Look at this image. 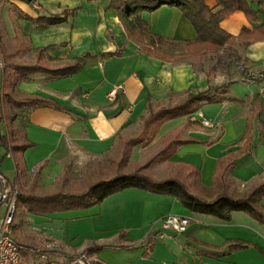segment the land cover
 Instances as JSON below:
<instances>
[{
    "label": "crops",
    "instance_id": "1",
    "mask_svg": "<svg viewBox=\"0 0 264 264\" xmlns=\"http://www.w3.org/2000/svg\"><path fill=\"white\" fill-rule=\"evenodd\" d=\"M109 2H12L14 7L34 18L74 11L66 23L47 29H36L28 22L15 20L12 15V19L9 18V4L4 5L5 10L1 9L0 19L5 27L8 23V36L14 38L13 25L17 23L21 32L29 37L33 49L45 50L52 60L50 66H62L86 55L92 57L85 61L80 72L69 78L51 79L35 74L30 81L19 83L12 93L16 100L38 97L64 109L32 110L24 125L26 140L33 147L22 154V162L28 181L34 173L38 174L39 194L58 192L57 184L69 164L101 159L115 150L118 137H136L141 129V117L146 114L148 97L153 104H167L179 99L185 91L195 92L224 83H231L224 96L236 102L203 105L191 118L192 121L205 118L216 127L199 126L181 132L183 139L211 140V144L179 147L169 160L159 162V171L176 169L181 163L191 164L200 171L197 191L210 193L217 160L243 148L248 117L257 97L261 111L256 112L251 122L249 148L246 154L237 158L226 181L238 191L263 183L264 80L245 84L241 79L245 72L264 68V41L245 48L236 44L237 54H233L240 57L244 65L240 74L235 73L233 67L221 72L216 65L210 73L202 66L195 70L189 62L194 56L187 62L173 63L142 52L140 44L125 31L117 13L109 8ZM141 18L151 32L162 37L179 41H192L196 37L190 23L176 8L162 6L152 13L142 12ZM246 25L244 16L236 12L221 23V28L236 38ZM33 62L34 52L18 60L26 65ZM115 85H121L123 93L110 102L106 96ZM182 125L183 119L163 124L147 147ZM3 129L5 132L0 125V133H4ZM143 147L132 149L130 161L135 165L142 160V150L147 148ZM0 171L4 176L11 172L10 181H13V156L1 147ZM167 177L160 176L159 180ZM21 186L25 190L28 188L23 181ZM169 215L186 217L190 224L184 233H168L170 238L154 240L157 222ZM12 235L23 249L22 264H71L80 254L94 247L101 249L89 258L102 264H264V226L247 215L233 213L229 223H222L187 211L173 197L136 189L111 195L100 204L83 210L33 216L19 209ZM231 240L248 242L255 248L230 255L223 254L225 247L216 248Z\"/></svg>",
    "mask_w": 264,
    "mask_h": 264
},
{
    "label": "trees",
    "instance_id": "2",
    "mask_svg": "<svg viewBox=\"0 0 264 264\" xmlns=\"http://www.w3.org/2000/svg\"><path fill=\"white\" fill-rule=\"evenodd\" d=\"M13 1L30 4L36 0H0V7L10 5V14L17 21L32 24L36 29H47L66 23L74 11H64L59 15L31 17L13 6ZM162 6L176 8L190 23L195 39L192 41H179L162 37L149 30L147 23L141 18L142 12L152 13ZM109 8L117 13L119 21L123 24L127 34L140 44V49L158 60L177 63L186 60L185 56H172L178 50H215L221 47H231L238 42L242 47L251 43L264 41V0H110ZM241 13L247 25L243 26L237 37H232L221 28V23L233 13ZM15 36V48L13 53L7 54L4 47H0V125L3 123L5 132L0 133V147L6 154L13 156L14 178L7 179L17 188L15 209L24 210L28 214L43 216L47 214L83 210L100 204L107 197L120 193L127 189H136L155 195H163L175 198L187 211L198 215L210 217L222 223H229L233 213H243L258 224L264 226V182L254 186L247 193L237 194L231 191L226 176L235 167L238 157L247 153L251 139L248 133L251 131V122L256 112L261 111L258 98L252 107L247 122V134L245 135L243 148L237 153H228L217 160L213 172V186L210 193L203 194L197 191L200 184V171L191 164L181 163L176 167L187 174L168 176L159 180L150 173V167L155 162H166L175 154L179 147L187 144H211V140L202 142L190 138H182V130L199 127V121L191 118L203 105L223 103L225 101L236 102L235 99L225 97V92L231 83L217 86H207L195 92L185 91L180 97L182 101L169 104H153L151 99H146V114L141 117V129L134 138H120V157L117 162L109 161L111 174L106 179H100L83 192L68 193L58 191L53 194L40 195L37 193L38 174L31 176L28 188L25 190L22 181L26 179V170L22 162V154L33 144L26 140L24 125H22L21 140H15L12 123L13 117L5 114L6 109L15 108L25 113L39 108L52 107L64 110L57 104L38 97H24L21 100L13 98V91L21 82L30 81L35 74H42L51 79H65L73 76L83 69L89 55L76 58L72 62L62 66L52 67V61L46 56L44 49H33L30 39L23 34L17 23L13 25ZM34 52V62L30 65L16 63L14 58L23 59L28 53ZM261 71V70H260ZM259 72V71H257ZM249 72H245L246 75ZM243 75V76H244ZM261 79L259 81H262ZM259 81H255L259 82ZM183 119L182 128H177L160 139L158 143L161 149L142 166H137L130 161L132 149L138 146H146L155 140L160 127L172 120ZM66 168V167H65ZM65 173V169H64ZM63 173V175H64ZM122 239V236H119ZM154 238V237H153ZM226 250L225 255L233 252L248 250L255 246L240 240L226 241L221 247ZM101 248L94 247L85 251L87 255L98 252ZM21 251V258H22ZM97 264H102L98 263Z\"/></svg>",
    "mask_w": 264,
    "mask_h": 264
},
{
    "label": "rangeland",
    "instance_id": "3",
    "mask_svg": "<svg viewBox=\"0 0 264 264\" xmlns=\"http://www.w3.org/2000/svg\"><path fill=\"white\" fill-rule=\"evenodd\" d=\"M5 5V4H4ZM2 5L0 7V12L1 9L5 10V6ZM8 15L9 18H11L10 14V9L8 10ZM12 19V18H11ZM6 22H9L6 20ZM8 25V23H7ZM7 25L5 27L4 22L2 19H0V47H4L6 53L10 54L13 53L14 51V46L15 42L13 39H11L8 34H7ZM236 44L238 42H234L231 47L225 46L221 47L219 49L215 50H193V51H186V50H176L175 53L172 56H169L170 58H173L174 56H185L186 57V62L187 59L190 57L191 62L194 66L195 70H198L199 67H204L205 70L213 71L216 67L219 71L221 72H226L229 71L232 67L235 73H242L244 65L242 64L243 61H241L240 57H238L236 54ZM221 49L223 51H221ZM219 51V52H218ZM233 52H235L233 54ZM203 53V54H202ZM190 55V56H189ZM198 55V56H197ZM197 56V57H196ZM14 62L18 63V59L14 58ZM0 63H1V57H0ZM183 97L175 98V100H172V103H177L182 101ZM169 104V102L167 103ZM5 114L9 115L10 117H13L14 122L11 124L12 129L14 132V137L15 140H18L20 142L21 140V134H22V125L25 123V120L27 119V116L25 113H22L18 111L15 108L12 109H6ZM4 125L1 123V127ZM4 132V129H3ZM148 145V144H147ZM144 146V147H147ZM159 143H155L151 146H148L147 148L143 149L141 154V161L138 163L137 166H142L146 163V160L150 159L153 157L158 151H159ZM120 141L116 142V148L115 150L111 151V153L101 159H91L89 161H86L83 164H76V163H71L65 168V173L61 177L59 183L57 184V191H64L68 193H73V192H83L89 188L90 185L94 184L95 182L99 181L100 179H106L110 177V164L109 161L117 162L120 157ZM143 147V148H144ZM150 173L154 178L159 179L160 176H172V175H180V177H183L184 175L187 174L186 171H182L179 168L172 169V168H166L162 171H159V162H155L153 165L150 167ZM11 172H7L5 174V177L8 178L9 180H12L11 177ZM30 180L28 181L27 177L24 180V185H29ZM228 183V182H227ZM231 191H234L237 194H242V193H247L250 189L244 190V191H238L235 190L236 186L230 185L228 183ZM36 192L41 193V191L37 190ZM201 192L203 194H206L205 191ZM17 214V211H16ZM15 214V216H16ZM31 215V214H30ZM36 216V215H33ZM13 236V235H12ZM14 237V236H13Z\"/></svg>",
    "mask_w": 264,
    "mask_h": 264
},
{
    "label": "built area",
    "instance_id": "4",
    "mask_svg": "<svg viewBox=\"0 0 264 264\" xmlns=\"http://www.w3.org/2000/svg\"><path fill=\"white\" fill-rule=\"evenodd\" d=\"M264 79V68L259 72H249L243 76L241 81L245 84L254 83ZM123 93L121 85H115L107 94L108 101L117 100L118 95ZM200 127L214 129L216 125L205 118L199 120ZM17 188L10 184L0 171V264H22V247L12 236V226L16 214ZM190 224V219L181 216L169 215L157 222L158 231L154 240L170 238L168 233H184ZM155 225L153 226L156 227ZM71 264H97L95 260L89 258L86 253L80 254Z\"/></svg>",
    "mask_w": 264,
    "mask_h": 264
}]
</instances>
